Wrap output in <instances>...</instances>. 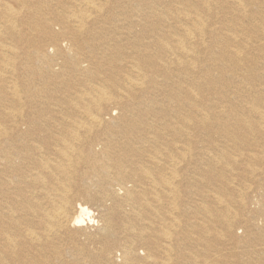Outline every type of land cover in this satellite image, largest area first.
<instances>
[{"label": "bare ground", "instance_id": "6f19581e", "mask_svg": "<svg viewBox=\"0 0 264 264\" xmlns=\"http://www.w3.org/2000/svg\"><path fill=\"white\" fill-rule=\"evenodd\" d=\"M0 264H264V0H0Z\"/></svg>", "mask_w": 264, "mask_h": 264}, {"label": "rangeland", "instance_id": "374dc122", "mask_svg": "<svg viewBox=\"0 0 264 264\" xmlns=\"http://www.w3.org/2000/svg\"><path fill=\"white\" fill-rule=\"evenodd\" d=\"M84 227L87 228V229L91 228L89 224L85 225Z\"/></svg>", "mask_w": 264, "mask_h": 264}]
</instances>
